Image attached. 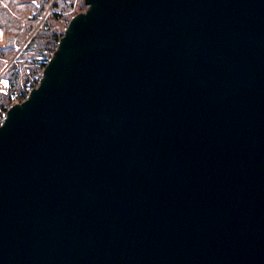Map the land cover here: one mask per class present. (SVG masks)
<instances>
[{"label": "water", "instance_id": "water-1", "mask_svg": "<svg viewBox=\"0 0 264 264\" xmlns=\"http://www.w3.org/2000/svg\"><path fill=\"white\" fill-rule=\"evenodd\" d=\"M0 125V264H264V0H85Z\"/></svg>", "mask_w": 264, "mask_h": 264}, {"label": "trees", "instance_id": "trees-1", "mask_svg": "<svg viewBox=\"0 0 264 264\" xmlns=\"http://www.w3.org/2000/svg\"><path fill=\"white\" fill-rule=\"evenodd\" d=\"M86 8L84 0H0V125L39 84L68 22Z\"/></svg>", "mask_w": 264, "mask_h": 264}, {"label": "rangeland", "instance_id": "rangeland-1", "mask_svg": "<svg viewBox=\"0 0 264 264\" xmlns=\"http://www.w3.org/2000/svg\"><path fill=\"white\" fill-rule=\"evenodd\" d=\"M85 1V0H84ZM86 4V3H85ZM87 9V8H86ZM85 9V10H86ZM85 10H82V11H85ZM82 11H79L78 13H80V12H82ZM77 13V14H78ZM76 15V14H75ZM47 18V15L44 17V20ZM43 20V21H44ZM71 21V20H70ZM70 21L68 22V25H69V23H70ZM68 25H67V27H68ZM67 27H66V29H67ZM66 29H65V31H66ZM64 31V32H65ZM5 42V37L3 36V33L2 32H0V43H4ZM10 63V62H9ZM9 63L6 65V67L4 68V70L9 66Z\"/></svg>", "mask_w": 264, "mask_h": 264}]
</instances>
